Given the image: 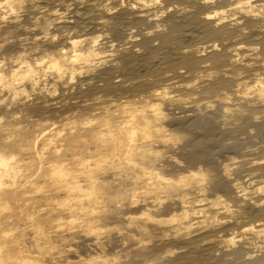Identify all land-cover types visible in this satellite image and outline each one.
<instances>
[{"label": "bare ground", "instance_id": "1", "mask_svg": "<svg viewBox=\"0 0 264 264\" xmlns=\"http://www.w3.org/2000/svg\"><path fill=\"white\" fill-rule=\"evenodd\" d=\"M24 2L0 0V264H264V0Z\"/></svg>", "mask_w": 264, "mask_h": 264}, {"label": "rangeland", "instance_id": "2", "mask_svg": "<svg viewBox=\"0 0 264 264\" xmlns=\"http://www.w3.org/2000/svg\"><path fill=\"white\" fill-rule=\"evenodd\" d=\"M49 0H25V2H24V4H28V5H30V7L28 8V11L30 12V11H33V12H41L42 11V9L40 8V6H42V5H45V4H47V3H49L48 2ZM29 12H27V13H29ZM14 34H12V35H9L8 37H6V36H4V37H1L0 38V43H2V42H4V41H8L11 37V39L8 41V42H13V41H15L16 39H14ZM70 49V46L68 47V50ZM28 53H30V51H28ZM42 56L41 55H37V56H35L34 58H41ZM71 113V112H70ZM103 115H101L100 117H102ZM99 117V118H100ZM39 123H40V121H39V119L38 120H36V118H34V119H31L30 120V122H29V128H31V129H36V128H38V126H39ZM24 125H27V123H25ZM243 131H244V129H243ZM248 133H249V131H251V129H247L246 130ZM243 133H245V132H243ZM254 135V134H253ZM234 136H236V133H234ZM247 137V135L246 134H243L242 136L240 135L239 136V138H242V144L240 145V146H242V147H244L246 150H244V148H242L241 149V151L239 150V153L241 154L242 152H243V150L244 151H247L248 150V148H246V147H249V144L251 145V144H256L257 142H259L260 141V139L258 140V138H256V137H252V139H247V140H245L244 138H246ZM255 139V140H254ZM249 140V141H248ZM230 141V142H229ZM232 141V142H231ZM234 139H232V138H230V139H227V141L225 140V141H223L224 142V144L222 145V144H220V149L222 148V150H223V148H224V150L223 151H225V152H223L222 150L220 151V149L219 150H217L218 152H217V154H215L214 156V159H216V160H221V159H224V160H227V162H229V163H233L234 161L232 160V159H229L231 156L233 157V155H234V151H229L230 149H231V147L233 146V144H235L234 142ZM244 141V142H243ZM254 142V143H253ZM245 143V144H244ZM232 146H231V145ZM243 144H244V146H243ZM224 146V147H222V146ZM229 146V147H228ZM231 146V147H230ZM227 147V148H226ZM226 148V149H225ZM228 148H230V149H228ZM254 148V147H253ZM256 148V147H255ZM232 150V149H231ZM228 152V153H227ZM231 152H233L232 154H230ZM219 153V154H218ZM221 153V154H220ZM221 155V156H220ZM231 155V156H230ZM235 156V155H234ZM236 157V156H235ZM240 159V158H239ZM239 159H238V161H239ZM231 161H233V162H231ZM236 163V162H235ZM237 165V164H236ZM236 165L234 164V167H236ZM238 166V165H237ZM233 167V166H232ZM108 224L107 223H103L102 224V226L103 227H106ZM110 228L112 227V226H109ZM108 227V228H109ZM107 231V230H106ZM113 253V252H112ZM126 253L127 252H122V253H116V252H114V254H116L117 256L118 255H121L122 257H123V259H125V257H126ZM140 253H142V252H140ZM133 254V253H132ZM130 258V257H129ZM135 259V258H134ZM240 261L241 260H236L235 261V263L234 264H240Z\"/></svg>", "mask_w": 264, "mask_h": 264}]
</instances>
